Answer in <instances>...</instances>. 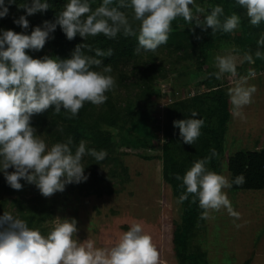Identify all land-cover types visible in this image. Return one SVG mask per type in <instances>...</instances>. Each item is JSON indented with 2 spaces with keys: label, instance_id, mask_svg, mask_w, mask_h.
<instances>
[{
  "label": "clouds",
  "instance_id": "clouds-1",
  "mask_svg": "<svg viewBox=\"0 0 264 264\" xmlns=\"http://www.w3.org/2000/svg\"><path fill=\"white\" fill-rule=\"evenodd\" d=\"M235 2L246 10L251 25L264 22V0ZM14 3L15 0H7L8 5ZM20 7L26 16H31L46 11L49 4L46 0H31L30 5L25 3ZM128 7L132 9L131 19L121 11ZM204 13L205 9L196 5L195 0H130V3L118 0L115 6L114 0H102L95 9L90 0H69L57 14L55 22L45 21L43 28L35 27L30 35L3 31L0 34V172L8 185L21 190L20 181L24 180L34 184L44 197H50L63 192L67 184H79L88 179L82 163L85 155L92 156L98 163L107 156L105 150L87 149V142L83 139L75 152L71 138L49 147L31 126V117L53 108L55 114H60L62 109L70 113L67 118L71 119L78 115L86 102L96 106L104 104L108 100L106 93L116 86V79L111 75L110 65L101 68L103 61L98 57H110L113 50H93L85 43L76 46L70 59L63 60L47 56L33 59L26 50L43 49L57 26L69 41L77 34L84 40L100 34L114 39L119 33L125 37L137 36L138 31L136 51L154 52L168 42L172 22L178 17L190 24L194 22L196 27L205 31L211 29L213 33H232L241 24V18L235 12L222 22L220 17L224 15V9L220 5L212 7L202 19ZM7 14L8 6L5 0H0V18ZM26 16L14 20L25 30L29 27ZM135 22H139L138 29L133 27ZM257 45L258 48L264 46V35ZM85 50L95 54L88 55ZM254 55L256 59L264 60V52L257 50ZM215 60L218 72L213 75L216 79L224 74L238 75L236 55L217 56ZM243 60L255 63L249 53L244 54ZM255 75V71L250 70L228 90L235 115H241V109L252 103L257 88L249 85L248 80ZM197 116L198 113L193 111L192 118L173 122L185 144H194L201 135L204 120L196 119ZM215 154L213 150L212 155ZM209 159L195 161L182 178L175 177L182 179L181 187L186 188L177 203H183L191 194L192 202L198 199L203 209L201 218L207 219L210 213L223 208L230 216L239 219L240 213L233 209L224 190L231 188L233 183L242 185L245 177L241 174L230 182L227 177L206 167ZM10 168L14 171L8 172ZM76 225L75 219L57 218L52 230L43 235L40 229L30 228L25 220L4 212L0 216V264H159V252L143 221H132L127 231L109 241V246L99 248L89 238L80 242L76 238Z\"/></svg>",
  "mask_w": 264,
  "mask_h": 264
},
{
  "label": "rangeland",
  "instance_id": "rangeland-1",
  "mask_svg": "<svg viewBox=\"0 0 264 264\" xmlns=\"http://www.w3.org/2000/svg\"><path fill=\"white\" fill-rule=\"evenodd\" d=\"M195 4L204 7L205 0H195ZM127 14L131 19L132 11ZM203 15L206 14H202V19ZM31 17L26 16L29 25L32 24ZM26 31L18 26L14 32L26 34ZM48 43L49 39L43 49L26 50V54L33 59L50 58ZM217 47L214 51H208L200 74L197 71L200 60L194 50L187 48L184 53L172 52L163 46L154 52L140 50L132 60L118 63L112 69L111 75L116 79V86L113 91L107 92L106 104H112L120 113L130 109L145 110L158 134L153 136L147 147H119L113 155L107 154L99 163L96 160L91 164L83 163L84 174L88 179L71 184L68 188L70 191L66 189L65 192L67 200H63L59 192L50 197L42 196L50 211V215L40 224L43 235L52 230L57 218L75 219L78 229L76 238L80 242L89 238L96 242V247H106L119 233L127 231L132 221L140 220L152 235L162 264H179L173 255L171 233L180 224V205L161 178V131L166 122L168 105L204 92L206 87L199 84L205 77L202 71L211 67L218 72L215 58L233 53L228 44L220 43ZM240 64L241 60L237 58V68ZM250 70L249 65L244 66L243 72L237 71L236 77L224 74L217 79L226 90L230 110L232 105L228 90ZM143 76L144 81H147L146 76L151 79L147 82L153 91V95L145 101L140 99V79ZM248 84L255 85L257 91L253 98H262L264 105V68L251 77ZM253 98L252 103L241 109V115L231 111V119L234 117L240 122H234L237 125L232 126L233 132L228 131V135L225 133L219 174L227 178L225 163L229 155L238 150H255L264 143V112ZM108 132L116 141L115 133L110 129ZM94 169L97 171V181L91 176ZM224 191L233 209L240 213V218L235 219L223 208L212 212L209 218L203 219L196 227L189 239V250L202 253L206 264H242L248 261L254 255L256 239L264 224V213L254 207L261 199L264 201V198L257 196H263L264 190ZM23 193L26 201L34 199L32 197L36 195L28 194L25 190ZM236 225L241 227L237 228Z\"/></svg>",
  "mask_w": 264,
  "mask_h": 264
},
{
  "label": "trees",
  "instance_id": "trees-1",
  "mask_svg": "<svg viewBox=\"0 0 264 264\" xmlns=\"http://www.w3.org/2000/svg\"><path fill=\"white\" fill-rule=\"evenodd\" d=\"M46 2L49 4V8L32 15V24L29 25L26 35H30L37 26L43 28L45 21L55 22L57 14L65 8L69 0H46ZM126 2L130 3V0H126ZM25 3L30 5L31 0H15L12 5H8L7 0H5V4L8 6V14L6 17L0 18V34L5 30L15 31L18 25L14 23V20H18L19 17L26 14L25 10L20 7ZM101 3L102 0H90L93 9L99 7ZM116 3L118 0H114V6ZM216 5H220L224 9V15L220 17L222 22L234 12L240 16L241 24L238 29L232 33H224L223 31L213 33L211 29L205 31L196 27L194 22L190 24L178 17L172 22V31L169 34L168 42L161 46L172 52L184 53L187 48L194 50L200 60L197 68L200 74L201 68L205 66L208 51H214L218 48V44L225 43L237 50L235 52L232 50V54L241 60V64L237 68L238 73L243 72V67H248V65L251 70L258 73L264 68V60L256 59L254 54L257 50L264 52V46L258 48L257 45V41L264 35V22L258 26L251 25L246 10L238 6L235 0H205L204 14H207ZM121 11L129 13L132 9L128 7L121 9ZM133 27L138 29L139 22L134 23ZM137 36L125 37L123 33H119L116 38L109 39L100 34L95 37L89 36L84 40L77 34L74 39L69 41L61 28L57 26L56 30L49 36L50 58L70 59L77 45L87 43L93 50L99 48L106 52L109 48L112 49V56L98 57V59L103 61L101 68L110 65L113 69L118 63L132 60L138 53L136 51L138 47ZM85 51L88 55L95 54L94 51ZM141 51L146 52L143 49ZM245 53L252 54L255 63L244 61ZM93 70L99 71L101 69L94 68ZM202 72L205 77L199 84L206 87L205 91L169 104L166 122L161 131V178L169 186L171 195L176 200L186 192V188L181 187L182 179L177 180L175 177L179 175L182 178L195 161L206 157L210 158L206 167L219 174L220 158L224 151L225 132L231 116L226 90L213 75L216 73L215 69L209 67ZM143 78L144 76L140 79L142 82L140 99L145 101L153 95V91L147 82L151 79L149 80L146 76L145 80L147 79V81H144ZM106 102L104 105H100V108L86 102L78 115L71 119L67 118L70 113H66L63 109L60 114H55L54 109L50 108L42 114L33 115L31 126L36 129L37 135H41L49 147L57 142H67L71 138L73 141L71 147L75 152L80 140L83 139L87 142V149L105 150L107 154L111 155L119 147H147L153 136L158 134L145 110L130 109L120 113L115 110L112 104H106ZM102 107H106V109ZM193 111L198 113L196 119L204 120V125L201 128L199 138L194 144L189 145L183 143L179 129L173 126V122L192 118L191 113ZM109 129L115 133L116 141L108 132ZM122 133L127 135H122ZM213 150L215 155H212ZM94 160L92 156L85 155L82 163L89 162L91 164ZM225 168L230 182L241 174L245 177V183L242 185L233 183L229 190H264V148L234 152L226 158ZM12 171L14 169H8V172ZM91 176L96 181L98 180L95 169ZM20 183L22 184L21 190L12 189L5 180L3 172H0V216L4 212H9L13 216L25 220L30 228L42 229L40 224L45 217L50 215L48 204L44 199H41L43 195L34 184H29L24 180H21ZM70 187L71 184H67L65 190L59 192L63 200H67L65 192ZM23 190L28 194H36L32 197L34 199L26 201ZM192 201L193 196L189 194L188 199L179 204L180 224L171 233L173 255L179 264H206L202 253H194L189 250V239L203 220L201 218L203 209L199 206V200L197 199L195 203ZM242 264L249 263L244 261Z\"/></svg>",
  "mask_w": 264,
  "mask_h": 264
},
{
  "label": "crops",
  "instance_id": "crops-1",
  "mask_svg": "<svg viewBox=\"0 0 264 264\" xmlns=\"http://www.w3.org/2000/svg\"><path fill=\"white\" fill-rule=\"evenodd\" d=\"M257 100V101H256ZM253 101H256L257 102V104L259 105V107L261 108V110L264 112V105H263V99L262 98H253ZM228 104H229V102H228ZM231 111L232 110H230V114H231ZM237 119H235L234 117H233V119H231V117H230V119L228 120V122H227V129H226V132H227V135H228V133L230 132V131H232V126H234V125H237V124H234V122L236 123L237 121H236ZM240 122V121H239ZM239 122H237V123H239ZM229 131V132H228ZM225 132V133H226ZM233 132V131H232ZM225 141V140H224ZM224 144V143H223ZM264 147V143L263 144H261V146H259V147H256V148H254L255 150H257V149H261V148H263ZM259 191V190H258ZM254 196V195H253ZM257 196H261V198H264V194H263V196L262 195H260V194H257ZM257 202V201H256ZM254 207L255 208H258V209H260L261 210V213L263 214L264 213V201L261 199V201H259V203L258 204H256V205H254ZM263 227H262V231L260 232V234H259V237H258V239H256L257 240V242H256V248H255V252L253 253L254 255H253V257L252 258H250L249 260H248V263L249 264H264V224L262 225ZM263 232V233H262ZM262 233V234H261ZM161 248H160V255H161ZM159 263L160 264H162L163 262H162V260L160 259L159 260Z\"/></svg>",
  "mask_w": 264,
  "mask_h": 264
}]
</instances>
